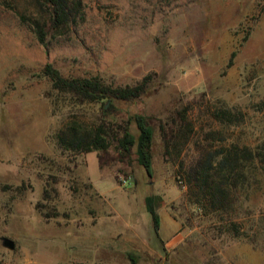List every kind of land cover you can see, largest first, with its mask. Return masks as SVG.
Instances as JSON below:
<instances>
[{"label": "rangeland", "instance_id": "rangeland-1", "mask_svg": "<svg viewBox=\"0 0 264 264\" xmlns=\"http://www.w3.org/2000/svg\"><path fill=\"white\" fill-rule=\"evenodd\" d=\"M80 1L75 21L42 44L21 16L32 12L31 0H0V237L15 244L0 241V264H264V185L237 203L231 218L244 232L233 236L227 217L188 201L177 165L164 159L159 126L184 110L207 129L209 110L224 104L245 117L224 130L228 142L264 137V0ZM46 63L112 86L149 76L140 98L113 101L108 121L148 119L150 176L136 144L127 156L113 146H58L59 128L97 121L101 103L56 95L41 73ZM129 129L137 137L134 123ZM184 151L188 160L191 142Z\"/></svg>", "mask_w": 264, "mask_h": 264}, {"label": "trees", "instance_id": "trees-1", "mask_svg": "<svg viewBox=\"0 0 264 264\" xmlns=\"http://www.w3.org/2000/svg\"><path fill=\"white\" fill-rule=\"evenodd\" d=\"M32 12L22 13L42 44L48 33L65 30L80 12V0H31ZM234 56V54H232ZM231 59V58H230ZM231 62V61H230ZM41 73L50 80L56 95H63L74 104L101 103L97 121L85 124L76 119L65 122L56 133V142L63 149L77 152L102 151L110 146L127 156L136 144L138 163L147 175L152 174L150 144L153 126L142 114L129 115L126 119L108 121L115 100H135L146 93L149 76L133 85L112 86L98 76H63L51 63H46ZM109 101L108 106H104ZM207 129L195 127L184 110L176 112L160 123L163 156L167 162L177 165L175 178L187 187V199L207 216L227 217L225 226L233 236L242 234L241 224L232 219L237 213V203L244 202L263 190L264 185V137L255 145L240 143L238 139L227 141V127H238L245 117L241 110L224 104L209 110ZM134 123L137 137L130 131ZM217 124L220 129L214 127ZM192 144L190 158L185 157V147ZM155 233L159 230V215L146 198ZM251 241V240H250Z\"/></svg>", "mask_w": 264, "mask_h": 264}, {"label": "water", "instance_id": "water-1", "mask_svg": "<svg viewBox=\"0 0 264 264\" xmlns=\"http://www.w3.org/2000/svg\"><path fill=\"white\" fill-rule=\"evenodd\" d=\"M0 241L1 245L8 249H13L15 246L14 241L6 236H1Z\"/></svg>", "mask_w": 264, "mask_h": 264}]
</instances>
